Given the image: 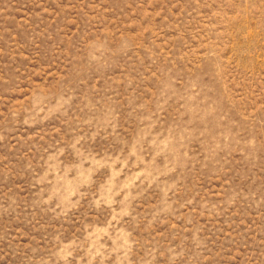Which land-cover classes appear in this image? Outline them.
Returning <instances> with one entry per match:
<instances>
[{
    "label": "rangeland",
    "instance_id": "rangeland-1",
    "mask_svg": "<svg viewBox=\"0 0 264 264\" xmlns=\"http://www.w3.org/2000/svg\"><path fill=\"white\" fill-rule=\"evenodd\" d=\"M0 264H264V0H0Z\"/></svg>",
    "mask_w": 264,
    "mask_h": 264
}]
</instances>
